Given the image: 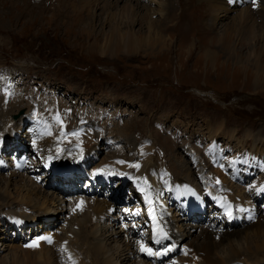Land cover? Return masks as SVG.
<instances>
[{"label":"rangeland","instance_id":"rangeland-1","mask_svg":"<svg viewBox=\"0 0 264 264\" xmlns=\"http://www.w3.org/2000/svg\"><path fill=\"white\" fill-rule=\"evenodd\" d=\"M80 1H84L86 7L82 8ZM138 2L139 4H145V0H138ZM123 3L120 2L119 6L122 7ZM202 3V0H178L179 5L174 4V7L177 6L183 17L190 19L195 25L199 24V30L196 29L195 32L184 27L180 31L181 33L183 30L187 31L188 40L186 42L192 39L194 41L191 42L197 43H195L196 47L194 46L191 52L190 49L188 52L183 50V47L182 50L179 49V45L184 44L182 42L185 41V38H179L176 32L170 34L169 31H162V36L153 33L150 35L149 41L146 40L147 37H143L145 26L137 23L134 25V30L142 40L138 52L127 55L123 50H120L112 55L108 54L107 51L102 54L99 50V46H102L105 42V36L110 35L114 29L119 31L121 35H125L128 31L126 25H115L112 21L108 23L105 21L106 12L104 13V7L106 1L104 0H0V87L9 88L14 94L8 96L0 92V135L8 137L0 136V150L5 152L9 147L4 140H8L15 147H21V144L13 141L18 138V141L20 139L23 141L21 137L31 139L32 144L26 140L23 143L27 145L31 156L30 164L34 168L31 173L39 179L38 176H41V174L36 172L35 165L48 167L49 157L56 158L57 162L69 161L65 157L67 153L65 149L70 147L71 151L68 157L71 158L79 154V148L81 147L79 143H73L74 140L79 137L90 140L95 136L96 152L99 158L97 162L94 161L96 163L92 167H99L102 163H106L99 171H106L105 174L109 172L112 176H114V172H123L121 177L118 176L114 179L118 188L114 191V186L113 190L109 192V195L114 196L116 200H120L122 198L121 194L126 192L127 183L122 185V182H119L123 176L129 174L124 164L129 163L127 165L130 173L138 175L142 169L140 168L142 164L147 166L148 160L146 159L148 157L150 168L146 172L143 171L144 174H141L140 178L135 175L136 180L133 181L132 179L131 183L133 184L130 183L127 189L131 197H134L135 194L134 187H139L136 181L143 185L141 181L143 175H146L151 183H153L152 179L158 180L149 173V170H157V168L159 171L166 169L170 173V176H168L174 182L183 181L182 183L186 182L185 184L188 183L193 186L198 195L204 192V188L200 187L199 179L201 177L204 182L206 177L209 182L215 183L216 188L223 186L224 189L228 187L229 183H232L233 186L238 185L237 188L239 189H233L231 191L233 193L237 190H241L243 193V189L246 188L248 191L245 189V198L242 201L245 204L248 203V205H244L242 202V207L248 206V209L241 210L244 211L245 224L237 228L233 227L234 224H231L233 226L226 224V227L233 230L234 233L238 231L245 232L252 244L248 243L247 247L251 249L256 245L255 242L264 244V231L258 233L257 236L252 235L254 230L251 224L254 222L248 223L250 219L247 218L248 212H246L256 210L259 214L264 213V197L258 198L254 194V191L261 192L263 187L256 188L254 187L256 185L252 186L253 181L256 182L257 178L259 183L264 180V62L262 61L257 68L252 65L247 66L237 61L233 62V60L225 59L224 55L218 51L217 42L208 48L206 45L212 41L213 37L220 34L223 24L211 25L208 19L209 16L204 14L197 18L199 21L197 22L191 8H198ZM111 14L116 15L115 9L111 10ZM231 14L232 17L235 16L232 12ZM158 17L159 15L154 14L152 19L160 21ZM175 17L170 25L176 23L177 14ZM109 19L111 20V18ZM204 29H209L210 34L205 35ZM168 36H172L171 43L168 41ZM198 43L202 46H198ZM186 46L188 44H185ZM204 47L212 49L216 54L213 55L212 53V55L206 56L203 50ZM168 48L170 50L166 52ZM151 52L153 54L149 55ZM114 108L120 110L122 115L120 119L123 120L119 123H115L117 120H114V123L111 122L109 125L106 122V120H109L108 113H114ZM26 113L30 116L33 114L41 116L45 123L47 122L46 124L51 127L50 134L44 135L40 128L32 126L35 135L31 137L28 133L29 126H27V122H24L25 127L21 124L22 120L25 121ZM99 116L104 117V127L108 132L105 137L101 136V138H104L105 141L110 139L112 144L119 145L116 148L120 150L117 151L116 148H112V145H110V149L107 151V142L100 140L99 133L70 137H63L61 134L60 129L62 128L65 131H72ZM163 126L168 129L172 128L176 132L179 130L180 139L175 140L166 133L161 132ZM46 130L49 133V129ZM209 130L214 131V133L210 134ZM150 132L152 134L149 137V145L147 143L144 145L145 147L141 146L140 141L144 136H148ZM209 136L213 139L217 137L218 143L222 145L228 142L230 147L238 150L239 157L230 156L231 162L227 157H221L220 166L213 165L210 156L204 153L202 147L206 143L204 139H208ZM49 139L50 141H48ZM211 143L208 144V150L214 147L213 142ZM89 144L87 147H82L83 152L88 151ZM184 147L189 148V150L187 149L189 153H195V164L199 172L190 168L193 163L186 156L187 150H183ZM244 151L257 154V156L254 154L253 157L262 167L260 171L250 167V180L252 182L247 187L233 181L228 175L235 162L252 163L248 156L244 155ZM50 152L54 155L50 156ZM63 153L65 155H62ZM139 157L141 158L137 159ZM7 167L5 162L0 161V171ZM220 167L223 168V171ZM137 168L140 169L137 170ZM54 169L59 170L60 168H52V170ZM217 169H220L223 175L224 184L222 186L221 182H215L211 179L214 175L213 171ZM238 169H242V164L239 165ZM41 170L42 168H40ZM22 171L23 169L20 166L19 175L23 174ZM11 172V170H6L0 173V187L8 177L7 174ZM55 172L57 171L54 170ZM36 173L38 176H36ZM108 176L110 177V175ZM240 177H244L243 173ZM20 178H10L12 181L9 185V191L13 196L16 190L22 191L23 194L27 193L20 187L23 181ZM38 179L34 180L37 184L39 183ZM111 184L113 186V183ZM38 185L45 191L51 189H46V186L42 184ZM91 187L96 191L103 186L92 182ZM120 188L121 190L118 192ZM55 190L57 191V199L54 203V206L57 205V208L55 207L56 212L52 210L50 205H46L43 210L34 211L33 213L27 210L26 213L22 212L23 215L19 218L25 221L26 216H31L33 223L20 228L21 232L15 228L6 230L5 227H0V235L3 238L0 240V256L9 258L10 245L13 246V249L15 247L19 251L28 252L36 251L37 246L52 247L54 244L57 245L58 242L55 243L54 237L52 244L45 243L46 240L40 238L34 239L36 238L33 235L34 230L28 229V227H35L36 223V229L43 228L48 221L45 231L52 230V232L46 233L42 237L50 238L55 235L58 239H61L62 233L59 229H61L62 224L64 222L74 223L76 212H68L66 208L62 209L60 207V203L64 204L63 207L69 206L66 202L67 198H63L65 188L60 189L57 186ZM126 195L128 194L126 193ZM204 195L207 196L206 193ZM49 196L50 194L48 198L51 199ZM180 197L177 198L175 193L170 196L175 201ZM166 198L168 199L166 203H174L169 200L168 196ZM95 199L97 202L107 201L106 205L108 206H104V208H112L111 212L115 216L110 224L111 227L107 231L116 232L121 222L119 216L117 217L118 204L113 198L107 199L101 196L100 198L95 197ZM233 200L236 201V199H228V203L235 205L236 202H233ZM8 201H0V216L3 212L7 213L8 216H16L14 215L15 209H10L11 204H6ZM135 205V203L131 204V206ZM163 205L161 206L163 207ZM15 207L17 208V206ZM211 207L219 211L215 203L211 204ZM141 216L142 213L137 215V221H142L145 224ZM173 216L179 218L177 213H174ZM57 217L58 222L52 223L56 222L55 218ZM241 219L239 218V220ZM1 220L2 217H0V224H2ZM6 222H9V220L7 219ZM15 223H18V221H15ZM187 223L190 226L188 229L190 234L188 237L183 238L181 245H177L182 255L179 254L180 257L174 258L166 264L190 263L194 246L202 242L200 236L204 226L200 228V225H204L205 221L202 224H195L191 221ZM22 224L24 225V222ZM57 224L58 226H56ZM81 228L80 230H83ZM127 231H121L119 234L123 235ZM148 234L149 230L145 227L144 236ZM26 236L30 238L29 243H25ZM85 239L86 234L80 239L82 246H87L88 239ZM177 240L175 237L172 241ZM24 243L25 245H22ZM81 245L79 243L74 248ZM112 246L113 243H110L109 248H112ZM167 251V254L172 252ZM92 252H94V249L89 247L85 251V255L80 256L86 259L87 254ZM253 254H255V251H252V256H254ZM260 254L258 258H255L257 260L256 264H264V253ZM116 255L115 264H130V261L125 258L126 253H123L122 256L120 253ZM170 255L175 257V253ZM246 259H249V261L243 264H254L250 262L252 261L251 258ZM176 261L180 262L177 263ZM90 262H87V264H99L97 260L96 263ZM157 262L159 264V261ZM242 262L239 264H242ZM15 264H24L21 256L18 257V262Z\"/></svg>","mask_w":264,"mask_h":264},{"label":"bare ground","instance_id":"bare-ground-1","mask_svg":"<svg viewBox=\"0 0 264 264\" xmlns=\"http://www.w3.org/2000/svg\"><path fill=\"white\" fill-rule=\"evenodd\" d=\"M104 1H106V6L104 7V13L106 12L105 21L107 23L112 21L113 24L115 25L116 24L126 25L128 32L125 35H121L119 34V31L114 29L110 33V35L105 36L106 39L104 44L102 46H99V50H101L100 52L102 54H104L105 51H107L108 54L113 55L120 50H123L124 53L127 55L136 54L139 48H141V41H142L141 38L138 36V33L134 30V25H136L137 23L141 25L143 24V26H145L144 28L145 32L143 37L144 38L147 37L146 40L148 41L149 38H151L150 35L153 33L158 36H162V31L163 32L169 31L170 34H174V32H176V35L179 38L180 37L185 38V41L182 42L184 44L179 45L180 46L179 49L183 47V50H186L187 52L189 51V49L190 52L193 50V47L195 46L196 42H191L194 41L192 39L189 42H186L188 40V36H187L188 33H186L187 31L183 30L182 33L180 31L184 27L185 29L195 32L196 29L199 30V24L195 25L190 19L185 18L181 15V12L179 9H177V6L174 7V4L179 5L178 0H175L176 2L172 0L171 2L170 0H145V4H139L138 0H104ZM202 1L203 3L198 8H191L192 13L196 17V20L199 16H202V14H204L205 16L206 15L209 16L208 19L210 20L211 25L218 23L223 24L222 31L220 32V34L216 35L217 37H213L212 41L210 42L207 41L209 43L206 46L209 48V46L217 42L218 51L224 55L225 59L233 60V62L237 61L238 63L247 66L252 65L255 66L256 68L259 67L261 62L262 61L264 62V57H263L264 56V46H263L264 45V0H256L255 3H253V0H202ZM120 2H124L122 7L119 6ZM80 4L82 8L86 7V3L84 1H80ZM110 8L115 9L116 15L111 14L112 9L110 10ZM230 11L233 13V15H235L234 17H232ZM154 14L159 15L158 18L160 19V21H154L152 19V16ZM176 14H177L176 23L170 25V22L173 21ZM109 18H111V20ZM225 20L227 21L224 22ZM197 22L199 21L197 20ZM203 31L205 35L210 34L209 29H204ZM234 37H236V39H234ZM171 38L172 36H168V41L170 43H171L170 41ZM215 38L217 39L215 40ZM185 44H188V46L185 47ZM198 46H202V44L198 43ZM169 48L166 50V52H169L170 50ZM208 48L203 49L206 56L212 55V53L213 55L216 54L215 51ZM161 51L163 52L164 50ZM150 54L153 53L151 52L149 53V55ZM208 132L210 134L214 133V131L211 132L210 130ZM91 139L92 138H90L89 140V139H84L83 137H79L77 140H74L73 143L77 142L81 145V147H87ZM212 139L213 138L209 136L208 142H210ZM18 140L19 138L13 142H18ZM48 141H50V139ZM212 142L214 144L215 141L213 140ZM206 147H208V145ZM68 150H69L68 148L65 149V151L67 152V153L65 152L66 155L69 154L70 152V151L68 152ZM116 150L118 151L120 149L116 148ZM53 155L54 154L50 152V156ZM62 155L65 154L63 153ZM66 155L65 157L68 158L69 161L72 160V158H69ZM140 158L141 157L137 159ZM48 160H49L48 167H50V169H52L50 166L51 164L55 165L57 163L64 164L69 162L64 160L57 162V161H53V158L51 159L48 158ZM146 160H148L147 166H144V164H142V167H140L142 168L141 171H139L138 175L135 174L137 175V177L139 176V178L141 174H144L143 171L146 172V170L150 168L149 166H151L149 162L150 160L149 157ZM12 164H13L12 172L7 174L8 177H6V179L4 180V184L0 187V197H1L0 201L2 202L9 200L6 204H11L10 209H15V211L14 210L13 211L15 212L14 215H16V216H11V215L8 216V214L5 212L1 214L0 217H2L1 220L2 224H0L1 225L0 227L2 228L5 227L6 230H10L14 228L10 220H13V222L18 221V224L24 222V225L33 223L30 218L31 216H26L25 221L24 219L19 218L20 216L23 215L22 212L26 213V210L31 211L33 213L34 211L43 210V208L46 207V205L47 206L50 205L54 212L57 211L56 209L57 205L54 206V203L56 202L55 200L57 199L56 198L57 191L55 190V187H51L49 191L43 190L42 187L39 186L37 182L34 181L37 180L38 178L37 179L33 178L34 175H32L31 173L32 169H34L33 167L29 168V172H25L22 175H19V167L21 166V168L24 170L25 166L21 165L19 161H14L12 162ZM127 164L129 163H126L124 165L128 169L129 174H126L125 176L122 177V179L119 180V182H122V185H124L127 182L131 183L132 179L134 181L137 178L133 173H130ZM65 167L66 166L62 168ZM156 167H162V166H156ZM190 168L194 171H198L196 164L195 165L192 164ZM139 169L137 168V170ZM15 170H17V172H15ZM52 172L54 174V170H52ZM104 172L106 171H98L97 173H100V177L96 179L97 181L93 180V182H96L98 185H101L103 187L107 186V188H109L110 185L112 186L111 183L113 182L116 183L114 179L118 178V176L121 177L122 176L121 173H123V172L121 173L114 172L113 174L114 176H112L108 172L107 174L110 175L109 177ZM164 172L165 174L163 173L162 175L164 177L162 183H164L167 186L164 193H168L170 194V196H172V194L175 193V196L177 198H179L181 195L180 199L176 201L178 207H180V209L189 208L191 210H194L189 193L186 192L187 187L186 185H184L186 182L182 183L181 186L173 185L172 187H169L170 185L169 182H174V181L169 177L170 173L166 169L164 170ZM213 173L214 175L213 177H211L212 181L214 180L215 182L216 181L221 182V185L224 184L223 175L220 169L214 170ZM17 177L19 178L22 177L20 179L23 180L22 181L23 184L21 183L20 187H22L24 191H26L27 193L23 194L22 191L16 190L14 191V196H13V194L9 191V185L12 181L10 178L15 179ZM152 180H153L152 182L155 184L150 183V181L147 179V176L143 175L141 177V181L143 185H141L139 181L138 182L136 181V184L139 185V187H136V189L140 191L139 194L141 197H143L145 201L144 205L150 206L146 212V216L144 217V223L148 228H150L151 231L150 238L152 239L151 243H147L145 239H140V235L136 237V235H133L131 232H128L126 225L128 226L129 224H125V222L120 217L119 220L121 222L118 225L119 229L116 232L115 231L108 232L107 229L111 227L110 224L112 223V220L115 215H113L111 212L112 208H108V209L104 208V206L106 207L108 206L106 205L107 201L97 202L95 197L87 198V197L77 196L75 199H72L73 197H68V200L66 202H68L69 206L63 207L64 204L60 203V207H62V209L66 208V211L68 212H72V213L76 212L74 215L75 216L74 223L71 224L68 222H64L62 224V227H60L61 229H59L60 232L62 233V238L59 237L61 239H58L57 236L55 235H52L50 237L51 241L53 237L55 238V243L58 242L57 245L54 244L52 247L37 246L36 251L34 252L19 251L18 248L14 247L13 249V246L10 245L9 258L5 256H0V264H15L18 262L19 256L22 257V262L24 264H38V262L39 264H81L82 262L84 264H87V262L90 261L96 263V260L98 261L99 264H115L116 263L115 258H117L116 255L117 253H120L121 256L123 255V253H126L125 258L126 260L130 261V264H151L150 263L151 259H155L154 264H158L157 261H161L162 258H166L168 255L174 253L178 247L177 245H181L183 243V238L189 236L190 231H188V229L190 226L187 223L189 220L186 219L185 217L179 216V218H176L175 216H169V218L165 220L159 215L158 217L156 216L154 209L156 208L157 210V207H161V205L163 204L166 205V199L163 196V188L157 183L158 180L155 179ZM200 181H201V185L205 184L202 177L199 179V182ZM146 182H149V184H147ZM237 186L236 185L233 186L232 183L231 184L229 183L228 187H225L223 189V191L225 192L224 196L227 199H236V201L233 200V202H236L235 205L231 206L228 202H224L225 201L224 198H220V200L223 202L218 203V206L226 208L227 215L233 214L235 211L248 209V206L242 207L243 206L242 200L245 198L244 191L246 188L243 189L244 190L243 193L241 190H237L235 191V193L231 192L233 189L235 190ZM252 186L256 188H261L262 186L264 188V180L261 183H259V179L257 178L256 182L255 180L253 181ZM117 188L118 185L114 187V191ZM121 188L118 190V192L121 190ZM60 189H62V187H60ZM251 189L253 190L254 188ZM204 190L206 191L205 193L208 195L209 191L207 190L206 185H204ZM49 194H50L49 197H51V199L48 198ZM71 202H73L72 205H70ZM243 204L248 205V203L245 204L244 202ZM165 205H163V207H165ZM15 206H17V208ZM202 206L203 205H200L197 209L199 213L203 211ZM166 215H170V210L166 211ZM263 215L264 213L262 212L259 214V212H257L256 210L251 211V218L253 219L255 218V221L253 220L251 221V223L254 222L251 224L254 230V233L252 235L257 236L258 233L264 231V217H262ZM126 216L128 217V219L129 218L131 219L132 217L135 218V213L129 212ZM7 219L9 220V222H6ZM55 221L56 222H52V223H57L58 217L55 218ZM236 222H240V220L239 219L231 220L230 224H235ZM80 227H82L81 229L83 230H80ZM138 227L139 225L137 223H134V229L137 230ZM201 227H203L200 236L202 242H199L196 246H194L190 257V263H187V261H185L187 264H230V263L239 264L242 261L243 264L249 261V259L246 258H251L252 261L250 262L256 264L257 260H255V258H258V255L260 253H264L263 243L257 244V242L253 241L256 243V245L253 246V248L249 249L247 247V244L248 243L251 244V242H249V239L247 237L248 235L242 231H238L234 233L233 230L226 227L225 216L222 213H219L217 220L210 221L208 223H205L204 225H200V228ZM20 228H24V227L17 228V231L21 232ZM84 229L86 230V233ZM121 231H127V232L121 235L119 234ZM139 231H143V227H139ZM84 234H86L85 240L88 239L87 246L81 245L82 242L80 239H82V236H84ZM175 237L178 240L172 241L173 238ZM1 238L2 237L0 235V240L3 239ZM43 240H46L45 243H49L47 239H43ZM153 240H156V242ZM168 242L170 243L166 246ZM173 242H175L176 246L173 244ZM79 243L81 246H77L74 248V246L78 245ZM110 243H113L112 248H109ZM155 243H156L155 246L156 248H158L159 246L162 249H164V251L170 250L172 252L167 254L168 251H165L164 254H162V250L160 251L153 250L151 248V245H154ZM142 244L146 248H150L153 253H159V254L148 255L146 252H142L141 251ZM165 246L167 249L164 248ZM89 247L94 249V252L87 254L86 259H83L81 256L85 255V251L89 249ZM173 247H175V249H173ZM252 251H255V254H253L254 256H252ZM118 259L120 260L119 257Z\"/></svg>","mask_w":264,"mask_h":264},{"label":"snow or ice","instance_id":"snow-or-ice-1","mask_svg":"<svg viewBox=\"0 0 264 264\" xmlns=\"http://www.w3.org/2000/svg\"><path fill=\"white\" fill-rule=\"evenodd\" d=\"M255 2H256V0H253V3H255ZM73 135H75V133H73ZM49 159H51V157H49ZM136 167H138V165H136ZM40 239H47L49 243H52L50 238L41 237ZM141 251L146 252L148 255H154V254L158 255L159 254V253H153L150 248H146L143 244L141 245ZM165 251H167V250H165Z\"/></svg>","mask_w":264,"mask_h":264}]
</instances>
